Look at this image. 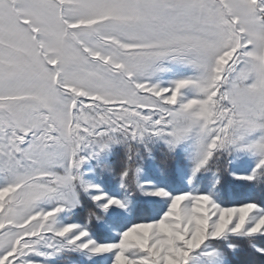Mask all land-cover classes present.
I'll return each mask as SVG.
<instances>
[{
	"label": "snow or ice",
	"instance_id": "1",
	"mask_svg": "<svg viewBox=\"0 0 264 264\" xmlns=\"http://www.w3.org/2000/svg\"><path fill=\"white\" fill-rule=\"evenodd\" d=\"M0 264H264V0H0Z\"/></svg>",
	"mask_w": 264,
	"mask_h": 264
}]
</instances>
